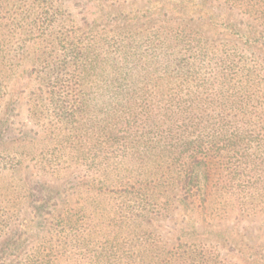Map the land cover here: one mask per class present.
<instances>
[{
    "label": "trees",
    "instance_id": "trees-1",
    "mask_svg": "<svg viewBox=\"0 0 264 264\" xmlns=\"http://www.w3.org/2000/svg\"><path fill=\"white\" fill-rule=\"evenodd\" d=\"M23 1L0 101L38 242L0 264H264V0Z\"/></svg>",
    "mask_w": 264,
    "mask_h": 264
},
{
    "label": "rangeland",
    "instance_id": "rangeland-1",
    "mask_svg": "<svg viewBox=\"0 0 264 264\" xmlns=\"http://www.w3.org/2000/svg\"><path fill=\"white\" fill-rule=\"evenodd\" d=\"M18 3L22 5L24 1L18 0ZM122 4L121 9L126 11L144 10L148 2L147 0H130ZM29 8L31 6L28 0V4L19 8L16 13L19 16H32L33 11H30ZM80 9L76 8L75 12ZM8 54L10 55V52ZM14 63V59L5 61L7 68ZM7 83L5 80V84ZM26 114L27 111L18 109L8 95L0 101V132H4L7 127L9 128L8 132L0 133V261L6 257L9 259L16 258L15 253L20 252H15L16 250L10 248L13 245L21 242L23 244L21 255L26 257L34 247L33 245L38 242L36 232L38 227L36 220L33 219L35 218L34 214L30 213L32 208L28 206L29 199L27 196L29 193L22 191L23 198L19 194L21 192L20 185L24 183L23 178L32 174L28 157L17 152L21 145H28L29 143V121L26 119ZM53 181L56 180L53 179ZM27 208L30 211L28 215L24 216L22 211ZM242 225L247 224L243 223ZM256 228L253 233L256 232ZM242 231L248 232L245 229Z\"/></svg>",
    "mask_w": 264,
    "mask_h": 264
}]
</instances>
